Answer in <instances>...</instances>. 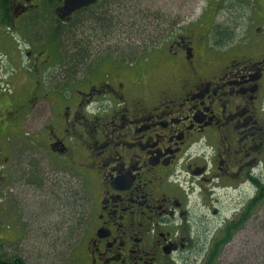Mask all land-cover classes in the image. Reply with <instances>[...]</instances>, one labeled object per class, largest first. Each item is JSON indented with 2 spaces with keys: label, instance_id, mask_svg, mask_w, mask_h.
<instances>
[{
  "label": "flooded vegetation",
  "instance_id": "1",
  "mask_svg": "<svg viewBox=\"0 0 264 264\" xmlns=\"http://www.w3.org/2000/svg\"><path fill=\"white\" fill-rule=\"evenodd\" d=\"M66 2L0 0V69L25 55L32 100L58 95L23 170L6 138L17 125L0 114L10 239L77 241L86 264H264V0L201 36L159 21L158 46L130 62L119 8L97 0L62 20ZM104 19L106 32L93 24ZM73 26L77 62L51 64Z\"/></svg>",
  "mask_w": 264,
  "mask_h": 264
},
{
  "label": "rangeland",
  "instance_id": "2",
  "mask_svg": "<svg viewBox=\"0 0 264 264\" xmlns=\"http://www.w3.org/2000/svg\"><path fill=\"white\" fill-rule=\"evenodd\" d=\"M256 1L109 0L112 7L119 8V12L115 13L112 11L111 13L115 18L116 24L119 23L120 26L124 22L128 26L129 62L135 58V56L131 57L130 53L137 54V57L146 58L149 52L153 50L151 48L158 46L157 38L159 30L157 27L159 28V21H176V24H180L181 26L177 30L182 29L187 32L188 30L197 29L198 35L201 36L207 31L205 27L214 25V29H218L217 26L224 24L225 21L231 22L234 14L239 11L249 18L252 10L256 7ZM115 10L117 11V9ZM230 24L232 25V23ZM67 29L68 27L65 31ZM16 41L20 42V39L17 38ZM55 46L56 48H60V50L61 48H71V44L67 42L66 34L62 36L61 40L57 39L55 41ZM138 48L142 49L137 52ZM69 52L70 50H63L57 53L56 50H53L50 53V63L57 64L64 62L69 64L66 58ZM113 57L115 58L114 62H118L121 56L113 55ZM4 60L6 63L2 64L0 69V114L4 116L5 123H9L10 121L12 125H17V129L13 132H7L6 138L7 143L12 144L10 146V153L13 165L21 166L23 170L28 158V145L31 132L34 131L35 127H42L47 119L56 116L58 95L56 94L53 100L42 101L41 92H35L40 101L36 102L32 100L36 76L33 70L27 69L28 60L25 55L16 57L17 63L13 64H8L6 58ZM52 70L53 68L51 67L49 71H46V75L50 74ZM66 72L71 71L67 70ZM52 78L56 80L57 76ZM50 79L44 80V82L50 85ZM63 82L74 84V76L67 75ZM28 134L30 137H28ZM2 222L4 224H0V227H2L0 229V256L3 259L12 260L15 257H19L25 264H86L84 253L78 246L77 241L75 243L68 241L65 246L59 247L56 245L41 246L28 244L26 239L17 242V239H10L13 235L17 237L18 234L13 223H10L13 226L8 231L7 229L5 230V227H7L9 220L7 222L4 219ZM260 229L257 231V239L261 235L264 238ZM260 248L264 249V245ZM248 250H252V247H248ZM256 250L259 251L257 247H254V251Z\"/></svg>",
  "mask_w": 264,
  "mask_h": 264
},
{
  "label": "trees",
  "instance_id": "3",
  "mask_svg": "<svg viewBox=\"0 0 264 264\" xmlns=\"http://www.w3.org/2000/svg\"><path fill=\"white\" fill-rule=\"evenodd\" d=\"M105 15H107V14L105 13ZM103 17H105L104 14H103ZM109 22L110 21L109 20H106V19H104L103 22L102 21H99V20H95V22H93V24L98 25L97 27L102 28L103 31L106 32L107 28L109 27V24H108ZM75 36H76V29H75L74 26L71 27L70 30H67L66 31L67 42L69 44H71L70 52H69V54L66 55V58L68 59V62L71 65V67H70L71 69L74 66V63L77 62V60H76V54L74 52L75 51L74 48L77 45L76 44L77 39L75 38ZM71 49H72V52H71ZM130 56L131 57L132 56H135L136 57L137 54L134 55L133 53H130ZM1 261H3V262L5 261L6 262L5 264H25V262L22 259H20L19 257H15L12 260H7V261L4 260L3 258H0V264H1Z\"/></svg>",
  "mask_w": 264,
  "mask_h": 264
},
{
  "label": "water",
  "instance_id": "4",
  "mask_svg": "<svg viewBox=\"0 0 264 264\" xmlns=\"http://www.w3.org/2000/svg\"><path fill=\"white\" fill-rule=\"evenodd\" d=\"M97 0H67L65 7L60 11L59 18L65 20L75 11L96 4Z\"/></svg>",
  "mask_w": 264,
  "mask_h": 264
},
{
  "label": "bare ground",
  "instance_id": "5",
  "mask_svg": "<svg viewBox=\"0 0 264 264\" xmlns=\"http://www.w3.org/2000/svg\"><path fill=\"white\" fill-rule=\"evenodd\" d=\"M23 60V59H22Z\"/></svg>",
  "mask_w": 264,
  "mask_h": 264
}]
</instances>
